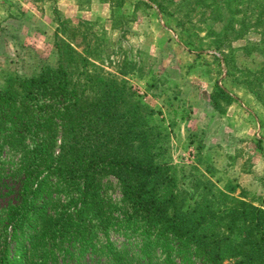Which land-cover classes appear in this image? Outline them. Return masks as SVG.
<instances>
[{
  "label": "rangeland",
  "instance_id": "374dc122",
  "mask_svg": "<svg viewBox=\"0 0 264 264\" xmlns=\"http://www.w3.org/2000/svg\"><path fill=\"white\" fill-rule=\"evenodd\" d=\"M254 4L0 0V89L19 91V80L46 66L56 68L55 42L64 40L79 55L69 68L87 98L101 83L86 82L79 74L85 70L125 81L137 100L154 111L158 163L169 168L178 204L210 206L227 219L231 203L222 194L231 188L230 198L264 210V26L253 23L256 16L264 20V10L261 14ZM216 85L232 99L220 109L211 99ZM21 156L20 150L1 149L0 171L8 174ZM100 186L108 213L119 217L128 205L118 181L105 175ZM20 192L19 182L0 180V215L19 200ZM110 239L122 242L118 233L111 232ZM15 243L8 246L10 255ZM24 244L26 250L20 251L28 250L30 264H60V259L42 263L40 253ZM20 260L26 264L24 257Z\"/></svg>",
  "mask_w": 264,
  "mask_h": 264
},
{
  "label": "trees",
  "instance_id": "16d2710c",
  "mask_svg": "<svg viewBox=\"0 0 264 264\" xmlns=\"http://www.w3.org/2000/svg\"><path fill=\"white\" fill-rule=\"evenodd\" d=\"M252 1L262 14L264 0ZM253 23L264 26L259 16ZM55 45L56 68L19 80V91L0 89V151L22 153L16 168L0 171V180L19 182L21 189L0 215V264H21L23 257L30 264L24 243L42 263L264 264V210L230 198L231 188L222 194L231 203L227 219L210 206L183 208L169 168L158 163L154 111L125 81L85 70L79 74L86 82L101 83L87 98L69 68L79 55L64 40ZM211 99L216 109L232 100L217 85ZM105 175L118 181L128 205L117 218L101 192ZM111 232L122 238L119 245Z\"/></svg>",
  "mask_w": 264,
  "mask_h": 264
}]
</instances>
